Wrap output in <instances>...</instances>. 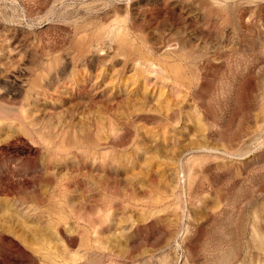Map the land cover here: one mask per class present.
I'll return each mask as SVG.
<instances>
[{
	"label": "rangeland",
	"instance_id": "rangeland-1",
	"mask_svg": "<svg viewBox=\"0 0 264 264\" xmlns=\"http://www.w3.org/2000/svg\"><path fill=\"white\" fill-rule=\"evenodd\" d=\"M0 264H264V0H0Z\"/></svg>",
	"mask_w": 264,
	"mask_h": 264
}]
</instances>
